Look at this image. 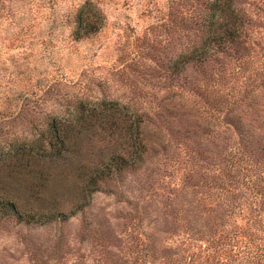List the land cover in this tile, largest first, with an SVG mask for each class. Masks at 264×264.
<instances>
[{
  "label": "trees",
  "instance_id": "obj_1",
  "mask_svg": "<svg viewBox=\"0 0 264 264\" xmlns=\"http://www.w3.org/2000/svg\"><path fill=\"white\" fill-rule=\"evenodd\" d=\"M193 8L176 15L177 98L163 105L190 167L164 196L172 210L162 227L143 240L132 233V263L162 252L168 264H264V0H197ZM77 19L79 38L101 28L86 6ZM150 122L145 111L101 99L4 146L0 222L66 223L97 194L131 192L126 180L144 181L161 145L164 129L153 132Z\"/></svg>",
  "mask_w": 264,
  "mask_h": 264
},
{
  "label": "rangeland",
  "instance_id": "obj_2",
  "mask_svg": "<svg viewBox=\"0 0 264 264\" xmlns=\"http://www.w3.org/2000/svg\"><path fill=\"white\" fill-rule=\"evenodd\" d=\"M196 1L0 0V152L29 141L53 118H70L79 105L101 99L145 111L150 130L164 129L145 180H126L131 192L97 194L66 223L0 222V264H133L132 233L143 240L162 227L172 210L164 196H173L174 182L190 167L178 124L170 123L173 115L163 105L177 98L171 68L179 44L176 15L193 10ZM84 6L101 28L79 38ZM168 261L158 252L148 264Z\"/></svg>",
  "mask_w": 264,
  "mask_h": 264
}]
</instances>
